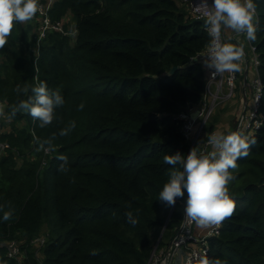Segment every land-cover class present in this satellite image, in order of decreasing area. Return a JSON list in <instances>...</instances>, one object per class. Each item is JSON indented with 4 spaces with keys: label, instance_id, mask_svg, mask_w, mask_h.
I'll return each mask as SVG.
<instances>
[{
    "label": "trees",
    "instance_id": "1",
    "mask_svg": "<svg viewBox=\"0 0 264 264\" xmlns=\"http://www.w3.org/2000/svg\"><path fill=\"white\" fill-rule=\"evenodd\" d=\"M255 3L257 39L250 42L259 58L264 115V0ZM67 12L75 20V40L48 34L30 70L26 53L36 40L30 27L15 23L0 48L6 113L31 95L17 86L43 81L64 98L49 125L41 128L17 112L11 120L29 126L12 125L2 137L22 158L9 152L0 160V217L11 213L0 220V261L15 264L4 244L16 239L28 246L47 224L50 237L37 253L30 250L27 264H149L156 244L165 248L182 219V198L169 206L158 193L173 167L164 156L187 154L176 116L202 97L207 69L193 59L210 37L179 0H56L52 17ZM72 121L76 127L61 136ZM248 138L255 140L248 156L230 169L234 212L208 239L207 257L227 264H264V121ZM44 141L52 155L42 160L49 149ZM60 154L68 157L67 170L60 169Z\"/></svg>",
    "mask_w": 264,
    "mask_h": 264
},
{
    "label": "clouds",
    "instance_id": "2",
    "mask_svg": "<svg viewBox=\"0 0 264 264\" xmlns=\"http://www.w3.org/2000/svg\"><path fill=\"white\" fill-rule=\"evenodd\" d=\"M199 9L202 10L205 30L210 37L207 51L202 56L204 66L211 70L212 77L225 72L241 71L244 47L225 42L222 32L228 29L236 36L245 34L247 40L255 41L258 31L255 0H211V4L208 0H201ZM39 11V0H0V48L7 43L15 23L32 20ZM29 90L31 95L19 101L8 113L0 107V117L6 116L11 120L17 112H24L43 128L53 121L55 110L64 104V98L59 91L50 90L43 81L30 88L17 86L16 89L18 93L25 94ZM83 107V104L79 105L78 110ZM75 127V121L70 122L67 128L61 130L60 135H68ZM208 143L213 149L209 154L191 149L186 155L180 152L165 155L164 163L173 167L158 193V199L169 206L174 205L177 198H184L185 217L205 229L219 225L233 214L235 204L229 195L228 185L235 180V176L230 169H236L237 160L248 156L249 148L255 140L233 131L210 135ZM43 145L51 148L49 141H44ZM56 159L62 162L60 169L67 170L68 157L60 154ZM126 217L128 223H137L131 212L126 213ZM10 219V212H4L0 217L2 221ZM0 264L5 262L0 261ZM199 264L227 262L212 260L205 255L199 258Z\"/></svg>",
    "mask_w": 264,
    "mask_h": 264
},
{
    "label": "built area",
    "instance_id": "3",
    "mask_svg": "<svg viewBox=\"0 0 264 264\" xmlns=\"http://www.w3.org/2000/svg\"><path fill=\"white\" fill-rule=\"evenodd\" d=\"M179 2L185 7L192 19L197 21L203 20L202 10L199 9L201 0H179ZM39 3L40 11L33 17L32 23L34 30L32 31L31 29V32L36 35L35 50L37 55H39L41 42L48 34L58 33L63 36L71 37L73 41L77 35L75 20L72 18L71 12H67L60 18L56 19L51 15L54 0H39ZM208 3L211 4V0H208ZM70 27L72 28L71 32L68 31V28ZM233 36L236 37L235 34ZM222 38L225 42H229L225 37L224 31L222 32ZM247 43L248 47L247 49H244L245 55L240 64L243 70L248 71V58L252 60L251 67L255 73L252 81V91L250 96L247 97L244 84V103H241L242 107L238 112V121L233 130L230 132L238 131L248 137L263 125L264 115L259 112L263 96L262 83L258 72L259 58L254 45L249 40H247ZM207 48L203 52L199 53L193 60L203 63L202 56L205 55ZM206 69L207 75L201 99L196 105L188 106L184 111L180 112L176 116V118L182 122L180 131L189 143L187 153L191 149L204 154H209L213 150L212 146L208 143V137L217 133L212 131L208 134L206 130L207 126L212 117L215 115V112L218 109L225 107L226 103L230 102L236 96V73L225 72L212 77L210 74L211 70L208 68ZM248 105H250V107H248ZM0 106L6 107V102L0 101ZM196 110L198 111L197 115L191 117L190 115ZM31 133L32 135H35L34 132L31 131ZM1 135L2 130L0 127V150L5 151L10 148V145L6 140L1 138ZM44 151L48 152V149L45 148ZM45 163L46 161L44 160L43 164ZM186 195L187 193H185V196ZM184 204L185 201L184 198H182V219L179 226L176 228L174 237L165 248L157 249L156 244L150 257L149 264H176L180 255L181 258L183 257L181 264L198 263L199 258L207 255L208 253V239L219 235L223 226L222 222L219 225H214L207 229L202 228L200 232L195 234L194 229L196 224L194 222H190L185 217ZM12 241L13 240L7 241L4 244L7 257L15 262L17 261V264H27L28 260L26 251H23L20 246L18 248ZM20 252H22L24 256H21Z\"/></svg>",
    "mask_w": 264,
    "mask_h": 264
},
{
    "label": "rangeland",
    "instance_id": "4",
    "mask_svg": "<svg viewBox=\"0 0 264 264\" xmlns=\"http://www.w3.org/2000/svg\"><path fill=\"white\" fill-rule=\"evenodd\" d=\"M55 1L56 0H54V3H55ZM54 3H53V5H54ZM22 26L24 28L30 27L32 29V31L34 30L32 20L22 23ZM68 31L71 32L72 28L71 27L68 28ZM32 34H33V32H32ZM224 34L230 43H234L232 40V37H233L234 40L239 43V45H242L244 47V49H247L248 43H247L245 34H241V35L235 37V36H233L234 34L231 32V30H228V29L224 30ZM69 38H70L71 42H73V39H71V37H69ZM43 41L41 42V44L43 43ZM37 56L38 55H37V52L35 50V43H30V46H29L28 51L26 53V62H27L26 69L27 70H30L31 67L33 68V63H35ZM248 60H249L248 71L247 70L245 71L241 68V71L236 72V74H237V80L235 82L236 96L230 102L226 103L225 107H222L215 112V115H217V120L214 123V129H215V132L217 134H220V133L227 134L228 132L233 130V128L235 127V125L238 121V118H239L238 112L241 110V107H242L241 103H244V101H243L244 97H245L243 95L244 84H245L247 97L250 96V94H251L252 81H253L255 73L253 71V68L251 67V61L252 60H250V58H248ZM245 72H246V74H245ZM0 107H2V106H0ZM248 107H250V105H248ZM2 108L5 112V107H2ZM12 125L16 126L18 128H26L29 126V123L25 119H22L19 121H13V120L7 119L6 116L0 117V127L2 130L1 138L3 137L4 134H8L11 131ZM31 144L33 146V149L40 152L38 150V145H37V142L35 140H32ZM11 148L12 147H10L9 149H7L5 151L0 150V160L2 157L6 156L9 152H12L14 155V158L18 162H20L21 158H22L21 153L18 150H12L11 151ZM51 155H52V153H51L50 149H48V152H45V151L41 152L42 160L44 158L48 159L49 156H51ZM178 208H180V207H178ZM180 209H182V208H180ZM201 230H202V228L195 225V229H194L195 234L200 232ZM49 237H50L49 236V227L47 224H43L38 235L36 237H34L35 239L33 238L34 240L32 239L33 241L31 240L29 242L28 246H25V247L21 246V244L24 242L23 240H16V239H11V240H13L12 242L18 248L20 246V248L23 251H26V253L28 254L30 252V250L34 253H37V251L40 248H42L44 246V244L47 242ZM11 240H9V241H11ZM159 248H161V246H159ZM20 255L24 256V254L22 252H20ZM182 259H183V257L181 258L179 256L176 264H181ZM15 264H17V261L15 262Z\"/></svg>",
    "mask_w": 264,
    "mask_h": 264
},
{
    "label": "water",
    "instance_id": "5",
    "mask_svg": "<svg viewBox=\"0 0 264 264\" xmlns=\"http://www.w3.org/2000/svg\"><path fill=\"white\" fill-rule=\"evenodd\" d=\"M201 22L204 24V20H202ZM176 69H177V67L173 66V67L169 70V72L172 73V72H174ZM197 112H198V111L196 110V111H195L193 114H191L190 116H191V117L196 116V115H197ZM176 201H177V199H176ZM175 203H176V202H175Z\"/></svg>",
    "mask_w": 264,
    "mask_h": 264
},
{
    "label": "crops",
    "instance_id": "6",
    "mask_svg": "<svg viewBox=\"0 0 264 264\" xmlns=\"http://www.w3.org/2000/svg\"><path fill=\"white\" fill-rule=\"evenodd\" d=\"M232 40L234 42V44H239L237 41L234 40V38L232 37ZM181 256V255H180Z\"/></svg>",
    "mask_w": 264,
    "mask_h": 264
}]
</instances>
